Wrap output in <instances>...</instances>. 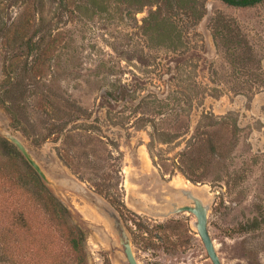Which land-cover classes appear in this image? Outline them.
I'll return each instance as SVG.
<instances>
[{
    "label": "rangeland",
    "instance_id": "obj_1",
    "mask_svg": "<svg viewBox=\"0 0 264 264\" xmlns=\"http://www.w3.org/2000/svg\"><path fill=\"white\" fill-rule=\"evenodd\" d=\"M182 1L33 0L26 13L24 0H0V101L8 27L23 15L33 23L26 37L58 39L41 75L27 76L31 88L20 85L15 122L0 104V130L22 141L85 235L80 261L40 215L29 241L17 233L0 243V264H127L109 212L138 264H212L194 216L172 213L184 191L204 200L221 264H264V0ZM58 154L75 156L73 172ZM1 178L0 199L20 209L22 190Z\"/></svg>",
    "mask_w": 264,
    "mask_h": 264
},
{
    "label": "trees",
    "instance_id": "obj_2",
    "mask_svg": "<svg viewBox=\"0 0 264 264\" xmlns=\"http://www.w3.org/2000/svg\"><path fill=\"white\" fill-rule=\"evenodd\" d=\"M32 1L33 0H24V12H32ZM134 1L137 0H131V2ZM218 1L230 7L248 8L262 2L263 0ZM171 2H175L177 5H180L183 1L171 0ZM157 14L158 11L152 14L154 15L153 18L158 17ZM32 24L33 23L31 19H27L26 16L22 15L21 17H19V20L14 24V26L12 24L11 27H8L7 30L11 33L10 35L7 34L4 38L5 44L11 51H14V53L8 57V61L5 66L4 75L6 80L3 81V84L5 86L7 85V88L4 90V100L0 101V104L4 105L5 110L10 114L14 122L16 121V118L10 106L14 101H16L14 97L17 91L19 90L20 85H24V91L31 88L30 84L24 83L27 79V76L29 74H32L35 78L36 76L41 75V71L45 67L47 57L51 53L53 47L58 42V39L55 37L49 38L46 41V38L44 37H41L40 41H33L31 38L28 37V35L26 37V33L29 32L30 28L32 27ZM32 37H35V31L33 32ZM228 40L230 43L233 42L231 37H229ZM44 41L45 43L43 44ZM235 43L238 44L239 42L237 41ZM17 49L21 51L15 52V50ZM16 71V78H13L12 75L15 74ZM66 106L67 108H69V110L73 112L81 111L76 106L75 108H72L69 102H66ZM0 146L1 149L4 151V154L0 156V162L2 160L3 162H5H1V166L5 170V172L0 173V177H4L1 178L4 188L7 189L8 187L10 190H13L15 192L16 190H22V192L19 191L20 197L22 199L20 209L15 210L13 205L14 202H12L10 206L12 207L13 205V208L8 211V208L10 206H7L5 204V201L3 199H0V222L2 221V218H5V216L13 215L7 220L8 227L3 225L0 226V243L2 245L8 246V242L10 241V239L16 237L17 233L23 235V241H29V238L31 239L34 234L33 230L37 228L36 225L41 222V219H39V216L41 215L43 218H46V221L44 219V222L41 224L45 225L47 229L51 227L56 230L58 232V236H60V238L62 239L61 241H63V244L68 247L71 254H73L76 259L78 258L80 259V261H84L85 235L79 227H77L71 222V216L69 211L40 181L38 176L25 162H23L25 171L23 170L22 172L18 168L17 161H20V155L12 145H10L4 139H0ZM58 157L73 172V169L75 167V162L73 158L75 156H62L61 154H58ZM91 164L92 161L89 160L84 164V167H89L90 169L92 168ZM10 168L13 169L9 170ZM74 174H78V172H74ZM79 179L94 188V190L98 194L104 196L105 198L108 196L109 193H107L106 188L104 189L102 187V185L99 183V180V182H96L91 179H84L81 176L79 177ZM102 179L106 180L104 177H100V180ZM29 216H31L30 219H28ZM33 223L34 226H32ZM32 245V248L37 249L36 247H34L35 244ZM0 255L5 256L6 253L0 252Z\"/></svg>",
    "mask_w": 264,
    "mask_h": 264
},
{
    "label": "water",
    "instance_id": "obj_3",
    "mask_svg": "<svg viewBox=\"0 0 264 264\" xmlns=\"http://www.w3.org/2000/svg\"><path fill=\"white\" fill-rule=\"evenodd\" d=\"M0 137H2L5 141H7L16 149V151L22 156V158L27 163V165L34 171V173L38 176L40 181L47 188L48 187L54 188L56 186L55 182L40 167V165L34 159L32 154L28 151V149L24 146L22 141L17 136L12 135L10 132L0 130ZM178 196L191 200L192 206H190L189 204H182L176 207L172 213L176 214V213L188 212L195 217L196 219L195 228L199 238L201 239L204 245V248L206 250L209 259L211 260L212 264H221L216 254L214 243L211 240L207 230V207L191 191L180 192ZM56 198L71 214V209L68 206H66L60 198L58 197ZM108 216L111 220L113 230L116 232V235L118 236L119 243L122 246L123 254L127 261V264H138L134 258L127 232L119 216L110 212L108 213Z\"/></svg>",
    "mask_w": 264,
    "mask_h": 264
},
{
    "label": "bare ground",
    "instance_id": "obj_4",
    "mask_svg": "<svg viewBox=\"0 0 264 264\" xmlns=\"http://www.w3.org/2000/svg\"><path fill=\"white\" fill-rule=\"evenodd\" d=\"M176 184L178 185V186H182V188H185V187H187V185H186V183H182V182H180V181H177L176 182ZM197 198H199L200 199V201L203 203L204 202V200H202L197 194H194ZM186 200V201H185ZM188 202H190L189 204H191V206H192V201L191 200H189V199H187V198H183V197H181V198H175L174 199V204L176 203V204H183V203H188ZM101 204V203H100ZM99 204V205H100ZM104 207V206H103ZM107 210V209H106ZM90 214V213H89ZM195 218V217H194ZM195 221H196V219H195ZM195 224H196V222H195ZM195 224H194V226H195Z\"/></svg>",
    "mask_w": 264,
    "mask_h": 264
}]
</instances>
